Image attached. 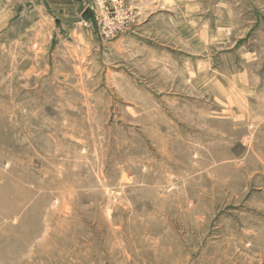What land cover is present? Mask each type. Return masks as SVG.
I'll list each match as a JSON object with an SVG mask.
<instances>
[{
    "label": "rangeland",
    "instance_id": "374dc122",
    "mask_svg": "<svg viewBox=\"0 0 264 264\" xmlns=\"http://www.w3.org/2000/svg\"><path fill=\"white\" fill-rule=\"evenodd\" d=\"M0 264H264V0H0Z\"/></svg>",
    "mask_w": 264,
    "mask_h": 264
},
{
    "label": "bare ground",
    "instance_id": "6f19581e",
    "mask_svg": "<svg viewBox=\"0 0 264 264\" xmlns=\"http://www.w3.org/2000/svg\"><path fill=\"white\" fill-rule=\"evenodd\" d=\"M15 110V109H14Z\"/></svg>",
    "mask_w": 264,
    "mask_h": 264
}]
</instances>
